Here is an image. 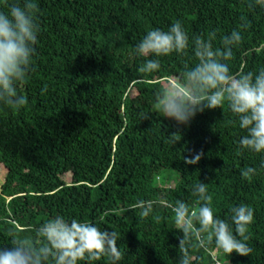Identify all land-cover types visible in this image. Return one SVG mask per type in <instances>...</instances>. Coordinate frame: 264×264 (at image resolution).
Instances as JSON below:
<instances>
[{"label":"trees","instance_id":"trees-1","mask_svg":"<svg viewBox=\"0 0 264 264\" xmlns=\"http://www.w3.org/2000/svg\"><path fill=\"white\" fill-rule=\"evenodd\" d=\"M39 42L19 111L0 107V244L9 227L19 234L56 214L88 220L120 233V264H173L177 230L171 209L154 205L157 224L132 205L137 199H184L195 205L191 185L209 184L214 211L254 208L249 256L194 249L197 264H264V172L253 180L241 170L261 156L239 153L240 130L227 107L198 113L185 126L159 117L154 97L174 83L183 58H161L151 74L134 45L150 28L179 20L190 36H219L248 22L234 50L233 72L264 66V10L245 0H39ZM148 113L140 119L139 113ZM176 135L175 137H170ZM176 141L171 143L172 139ZM202 152L196 165L184 156ZM173 182V185H171ZM129 209L122 212V209ZM94 264H108L102 257Z\"/></svg>","mask_w":264,"mask_h":264},{"label":"clouds","instance_id":"clouds-1","mask_svg":"<svg viewBox=\"0 0 264 264\" xmlns=\"http://www.w3.org/2000/svg\"><path fill=\"white\" fill-rule=\"evenodd\" d=\"M39 0H0V107L19 112L27 103L21 88L33 70L39 42L40 25L37 17ZM251 10H264V0H245ZM248 22L243 16L240 25L218 37L215 30L205 35L190 36L179 21L167 29L150 28L134 45V55L144 58L138 71L151 74L161 68V58L172 54L183 58L175 82H166L154 97V113L174 122L188 125L198 113L208 109L227 107L231 121L240 135L235 141L243 154L261 156L257 166L241 170V177L253 180L264 172V66L255 70L233 72L234 50L244 41ZM148 113H139L140 119ZM172 135L170 137H175ZM176 140L173 138L171 143ZM202 152L184 156L186 165H196ZM195 205L184 199H137L133 209L143 218L152 217L159 224L163 217L154 215V205L171 209L173 229L177 230V256L173 264H197L200 256L194 249L209 252V245L222 255L233 252L249 256V225L254 220V208L237 203L228 208L227 218L216 214L209 194V184L198 179L190 188ZM129 209H122L128 212ZM9 240L0 244V264H94L106 257L108 264H120L123 253L119 248L120 233L101 229L94 222L56 214L38 227L19 234L9 227ZM219 264V260H216Z\"/></svg>","mask_w":264,"mask_h":264},{"label":"rangeland","instance_id":"rangeland-1","mask_svg":"<svg viewBox=\"0 0 264 264\" xmlns=\"http://www.w3.org/2000/svg\"><path fill=\"white\" fill-rule=\"evenodd\" d=\"M171 185H173V182H171ZM223 264H227L224 260L222 261Z\"/></svg>","mask_w":264,"mask_h":264}]
</instances>
